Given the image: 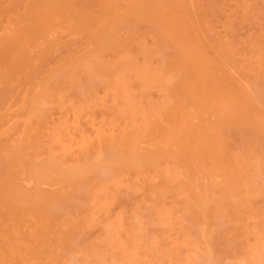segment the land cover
I'll return each mask as SVG.
<instances>
[{
  "label": "bare ground",
  "instance_id": "bare-ground-1",
  "mask_svg": "<svg viewBox=\"0 0 264 264\" xmlns=\"http://www.w3.org/2000/svg\"><path fill=\"white\" fill-rule=\"evenodd\" d=\"M0 264H264V0H0Z\"/></svg>",
  "mask_w": 264,
  "mask_h": 264
}]
</instances>
